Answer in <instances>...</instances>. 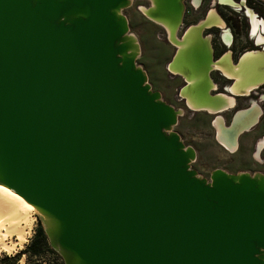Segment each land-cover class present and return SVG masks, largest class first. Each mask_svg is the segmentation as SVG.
<instances>
[{
    "label": "water",
    "instance_id": "obj_1",
    "mask_svg": "<svg viewBox=\"0 0 264 264\" xmlns=\"http://www.w3.org/2000/svg\"><path fill=\"white\" fill-rule=\"evenodd\" d=\"M129 1L0 0V185L46 218L64 264H264V176L190 168L178 110L135 63ZM153 1L178 31L183 0ZM195 29L171 60L206 99Z\"/></svg>",
    "mask_w": 264,
    "mask_h": 264
},
{
    "label": "rangeland",
    "instance_id": "obj_2",
    "mask_svg": "<svg viewBox=\"0 0 264 264\" xmlns=\"http://www.w3.org/2000/svg\"><path fill=\"white\" fill-rule=\"evenodd\" d=\"M251 1L258 4L261 12L264 13V0ZM214 2V0H204L203 5L204 7L216 5L212 7L214 10L227 15L232 13V17L234 14L236 21L239 23L240 32L238 36L241 42V36H243L247 27L245 25L246 18L241 15L242 11L234 7H231V9L224 6H217ZM183 4L184 8L186 5V8L191 9L188 7L187 1L184 3L183 0ZM149 5V0H133L129 6L122 9V14L125 15L128 20L129 33L133 34L139 43V52L136 56L135 63L144 71L146 81L150 85L151 90L158 92L162 101L171 105L176 110L181 108L185 109L182 102L179 101L176 96V90L180 82L176 80V76L168 72V64L173 58L176 48L168 41L166 32L162 26L142 14L139 7H148ZM190 12L191 14L187 15L186 18L182 20L183 25H180L177 31L178 37H181L184 31L190 26L196 25L202 21V10L198 12L190 10ZM214 44L217 48L220 45L216 38ZM223 116L226 117L227 122L230 118V112H226ZM211 118L212 117L207 114L201 112L194 113L185 109L184 114L183 111L179 114L176 124L170 129L172 132H176L179 135L186 147H191L194 152L196 151L197 159L195 162H193L194 159H192L190 168L196 171L197 176L210 181V175L216 168H224L228 174L233 175L247 173L249 175L261 174L264 176V150L261 163H256L250 158H245L246 160H244L239 155L233 156L234 154L231 155L222 150L214 140ZM243 145L245 146L246 144ZM253 146L254 145L251 144L247 148H240V150H242V152L244 150L250 155ZM32 216L34 221L22 247H17L16 250L10 252L0 251V254L15 255L24 249L36 229L38 220L42 225V221L38 214L33 213ZM19 261L18 264H24L25 257L22 256Z\"/></svg>",
    "mask_w": 264,
    "mask_h": 264
},
{
    "label": "bare ground",
    "instance_id": "obj_3",
    "mask_svg": "<svg viewBox=\"0 0 264 264\" xmlns=\"http://www.w3.org/2000/svg\"><path fill=\"white\" fill-rule=\"evenodd\" d=\"M132 1L133 0H130L129 4ZM149 1H150V5L148 7H143V6L139 7L140 10L142 11V14L147 18L151 19L153 22L164 27V29L166 30L168 41L170 42V44L175 46L177 53H180L183 48L188 47L192 43L194 44L195 35L197 31L195 29L196 27H199V30L201 31L204 27H210L213 25L219 26L221 28L224 27V22L219 17L217 12L215 10H210L206 15V17L202 19V21H200L196 25L190 26L182 34L181 37H178L176 28L170 22L156 19L154 17L153 15V8L155 7L154 1L153 0H149ZM220 2L228 6L230 5L232 7H237L236 4L234 3V0H220ZM241 3L244 4V1L242 0ZM246 14L249 17L250 34L254 36L256 43H263L264 45V35H262V33L264 32V21L257 18L256 15L251 10L247 9ZM127 35L132 37L133 43L135 45V52L137 54L139 52V43L136 37L129 32L127 33ZM222 37L226 43H229L230 36L227 31H224L222 33ZM206 39L208 40L207 37ZM257 55H258L257 53H251V52L245 54L241 58L239 64L236 67H234L230 59V54L226 53L220 59L213 61L211 64V68L220 69L224 76L233 77L235 79L233 85L229 88L231 92L238 95H246L248 94V91L257 84V82L264 81V76H263L264 70H263V75H261L260 77L257 78L253 77V76H257L255 74V64L257 61L258 62L262 61V65H263L262 67L264 68V57L263 58L260 57V59H258ZM256 58L258 60H256ZM186 61L187 60L183 61L181 59L177 60L175 57L174 60H171L170 63L168 64V70L172 74L183 75L182 77H184L187 80V85L183 87L181 91V96L185 98L186 103L190 108L196 111L205 110L211 113L212 112L215 113L216 111L225 109L228 106H232L234 100L232 96L230 97V95L227 96L223 94V95L212 96L209 90V94L205 99L203 96L204 93L201 92L203 86H200L199 88L198 86H196V84L199 83L200 78L192 76L190 79H187L184 70L186 71L190 69L188 67L187 68L185 67ZM248 82H252V83H248ZM209 85L210 87L214 86L212 81ZM178 113L179 114L182 113V110L179 109ZM214 124L216 127L215 129L217 131L218 140L229 149L231 150L234 149L236 147L235 145L236 143L234 144V142H232L230 144V142L232 139H235L236 133H232L227 128L225 129L223 127L224 125L222 120H220L219 118L215 120ZM247 127L248 125L244 124L239 128V130L245 129ZM226 132L231 133L233 135V138L230 137ZM259 147L261 148L262 146L260 145ZM33 207H34L33 205L25 201L20 195L15 193L13 190H11L10 188L4 185H0V251L10 252L12 250H16L17 247L18 248L22 247L24 241L26 240L27 235L31 230L32 223L34 221V218L32 216L33 213L41 215L39 211L35 207L34 208ZM41 217L43 223H46L47 222L46 218L43 217L42 215Z\"/></svg>",
    "mask_w": 264,
    "mask_h": 264
},
{
    "label": "flooded vegetation",
    "instance_id": "obj_4",
    "mask_svg": "<svg viewBox=\"0 0 264 264\" xmlns=\"http://www.w3.org/2000/svg\"><path fill=\"white\" fill-rule=\"evenodd\" d=\"M187 1L188 3V7L191 9L186 8L185 5V11L183 14V19L184 20L186 18L187 15H190L191 12L190 10H195V12L198 11H203L202 13V19L206 17V15L208 14V12L210 10H214V6L216 5H210L208 7H204V0H184V3ZM215 4H217V6H224L226 8H231L232 6H228L226 4H223L220 2V0H214ZM244 4L242 5L241 8H239V10L242 11V16H244V18H246V23L245 25L247 26L245 29V32L243 33V36H241L242 41H239V23L238 21H236V17L233 14L232 17V13L224 14L222 12H218L217 10H215L217 12V14L219 15V17L222 19V21L224 22V27L221 28L219 26L213 25L210 27H205L202 31V36L203 37H207L211 43V47H212V56H213V61H216L218 59H220L224 54L229 53L230 54V59L232 61V64L234 67H236L241 58L247 54V53H257L258 55V59L263 58L264 57V45L263 43H256L254 36H252L250 34V22H249V17L246 14V10H251L253 11V13L256 15L257 18L261 19L264 21V13L261 12L260 10V6L258 4H256L255 2H252L251 0H243ZM236 2L241 3L242 0H236ZM211 7V8H209ZM236 8V7H234ZM232 9V8H231ZM238 9V8H237ZM236 10V9H235ZM183 25V22L182 24ZM164 29V27H162ZM164 31L166 32V30L164 29ZM224 31H227L229 36H230V40L229 43H226L222 37V33ZM185 32V31H184ZM262 35H264V32L262 33ZM215 38L219 41V47L217 48L214 44V40ZM175 47V46H174ZM256 58V60H258ZM262 61L261 62H256L255 64V74L257 76H253L254 78L260 77L261 75H263V70L264 68L262 67ZM168 72L170 73V71L168 70ZM173 76H176L177 79L180 82V85L178 87V89L176 90V96L179 99V101L182 102V105L184 106L185 109L190 110L194 113H204L209 115L211 118V125L213 127V137L214 140L216 142V144L218 146H220V148H222V150L228 152L229 154L236 156L239 155L241 158H243L244 160H246L245 158H250L251 160H253L256 163H261L262 162V154H263V150H264V81L262 82H257V84L252 87L249 91L248 94L246 95H238V94H234L233 92H231L229 90V88L233 85L235 79L233 77H227L224 76L222 71L220 69H216V68H211L210 71V79L212 81V83L214 84L213 87H210V94L212 96L215 95H227L230 97L232 96L234 103L232 104V106H228L225 109L216 111L214 112H209V111H203V110H194L192 108H190L187 103L185 98H183L181 96V91L183 89V87H185L187 85V80L182 77L181 75H175L170 73ZM264 76V75H263ZM248 83H252V82H248ZM230 107V108H229ZM183 108H181V110L183 111L184 114V110ZM226 112H230V118L227 120L226 122V117L223 116V114H225ZM251 112V113H250ZM217 113V114H216ZM249 113V114H248ZM252 116H251V115ZM256 116V118H255ZM219 118L220 120H222L223 122V127L226 129H228L229 131H231L232 133H236V137L235 139H232L230 144L232 142H234V144L236 145V147L234 149H229L228 147H226L225 145H223L217 138V131H216V127H215V120ZM252 121V122H251ZM255 122V123H254ZM225 123V124H224ZM254 123V124H253ZM244 124L248 125L247 128L239 130V128L241 126H243ZM250 125V126H249ZM245 131V132H243ZM241 132V133H240ZM230 137L233 138V135L229 132H226ZM238 135V136H237ZM238 137V138H237ZM235 140V141H234ZM243 140V141H241ZM220 143H219V142ZM243 144H246L245 146ZM254 145L253 146V150L250 152V155L245 152L243 150H240V148H247L250 145ZM262 146L261 148L259 146ZM260 148V149H258ZM242 152V154H241ZM197 159V154L195 151V158L193 160V162H195ZM263 164V163H262ZM222 170L226 173H228L224 168H216L215 170Z\"/></svg>",
    "mask_w": 264,
    "mask_h": 264
},
{
    "label": "trees",
    "instance_id": "obj_5",
    "mask_svg": "<svg viewBox=\"0 0 264 264\" xmlns=\"http://www.w3.org/2000/svg\"><path fill=\"white\" fill-rule=\"evenodd\" d=\"M22 256L25 257L24 264H64L59 253L50 246L39 220L24 249L15 255L0 254V264H18Z\"/></svg>",
    "mask_w": 264,
    "mask_h": 264
}]
</instances>
